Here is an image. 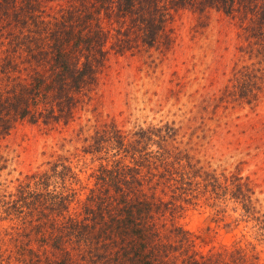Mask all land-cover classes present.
I'll return each instance as SVG.
<instances>
[{
	"label": "trees",
	"instance_id": "trees-1",
	"mask_svg": "<svg viewBox=\"0 0 264 264\" xmlns=\"http://www.w3.org/2000/svg\"><path fill=\"white\" fill-rule=\"evenodd\" d=\"M184 10L200 22L211 11L235 17L244 47L264 59V0H0V139L20 122H72L110 56L168 49ZM258 72L242 63L217 100H252ZM178 131L168 120L128 129L103 120L75 151L0 187V264H264L249 178L202 163ZM200 207L212 222L201 231L178 220ZM219 229L231 240L204 248Z\"/></svg>",
	"mask_w": 264,
	"mask_h": 264
},
{
	"label": "rangeland",
	"instance_id": "rangeland-1",
	"mask_svg": "<svg viewBox=\"0 0 264 264\" xmlns=\"http://www.w3.org/2000/svg\"><path fill=\"white\" fill-rule=\"evenodd\" d=\"M199 20L193 12L182 11L173 23L175 39L168 49L158 44L143 53L110 56L90 99L67 125L16 123L0 139L6 165L0 187L11 191L24 173L52 154L75 151L81 135L100 121L113 119L128 129L168 120L202 163L246 175L255 206L264 212V75H250L257 90L252 100L235 99V94L217 100L235 89L242 63L259 73L264 59L244 47L246 38L240 36L235 17L211 11L205 22ZM240 41L243 46H238ZM206 214L201 207L188 209L178 220L198 232L212 223ZM231 238L219 229L203 247Z\"/></svg>",
	"mask_w": 264,
	"mask_h": 264
}]
</instances>
